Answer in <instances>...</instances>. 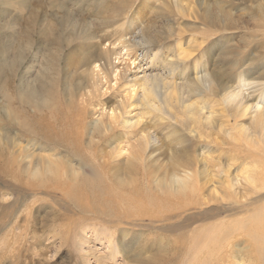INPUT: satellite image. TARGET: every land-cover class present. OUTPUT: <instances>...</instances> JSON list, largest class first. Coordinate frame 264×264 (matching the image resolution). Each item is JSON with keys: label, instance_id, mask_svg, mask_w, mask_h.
Wrapping results in <instances>:
<instances>
[{"label": "rangeland", "instance_id": "1", "mask_svg": "<svg viewBox=\"0 0 264 264\" xmlns=\"http://www.w3.org/2000/svg\"><path fill=\"white\" fill-rule=\"evenodd\" d=\"M0 1V249L13 241L10 234L17 235L20 245L19 259L7 253L0 264H173L169 250L160 245L167 247L179 231H167L148 219L133 220L134 225H123V231L95 227L107 218L85 212L84 202L91 201L81 197L74 203V196L59 198L50 190L31 192L28 179H41L23 169L32 173L47 159L60 167L52 155L56 151L62 163L79 165L71 144L59 145L49 131L52 120L57 123L69 111L86 112L87 142L93 123L101 118L112 123L113 110L132 107L139 125L126 133L117 125L97 150L107 155L117 148L122 154L116 156V164L123 167L130 153L140 150L142 136L156 133L157 143L136 163V178L146 195L162 199L161 184L154 187L156 179L165 174L171 179L174 172L183 175L188 170L200 191L174 200L198 203L211 218L218 212L221 218L231 213L236 200L257 197L249 194L243 179L253 170L264 171V0H130L125 6L120 0ZM123 34L131 39L128 43L120 42ZM105 49L112 54H105ZM141 52L146 73L159 74L163 104L146 94L156 99L152 104L166 103L165 108L143 105L135 96L147 88L133 80L143 75L135 68L139 63L132 64ZM31 89L37 94L31 96ZM87 96L94 98L87 101ZM46 125L48 132L43 130ZM83 166L90 178L95 176ZM119 189L126 193L127 188ZM81 214L88 219L76 227L72 221ZM197 219L193 227L214 220L204 221L200 214ZM240 263L250 264L249 258L242 257Z\"/></svg>", "mask_w": 264, "mask_h": 264}, {"label": "bare ground", "instance_id": "2", "mask_svg": "<svg viewBox=\"0 0 264 264\" xmlns=\"http://www.w3.org/2000/svg\"><path fill=\"white\" fill-rule=\"evenodd\" d=\"M127 1H130V0H120V2L123 4L122 6H125ZM120 2H118V4ZM105 12H108V11L106 10ZM112 15L114 16V14ZM130 40L131 39L127 37V34H123L120 42L125 44V43H128ZM110 50L111 49H105L104 53L112 54ZM112 52L115 53L114 51ZM127 55L129 56V53H127ZM95 58L97 59V57ZM122 59L124 60L125 64L128 61L130 62V58H127V59L122 58ZM136 62L137 64L139 63V66H136L135 68L138 67L139 68L138 70L139 71L141 70L143 72V75L141 76V73H140V76H138L139 74H136L135 76H137V80L133 79L134 83H136V86H137V84L141 81L142 83L140 87L142 88L147 87V88L143 89L144 91L146 90L145 93H143V95L142 94L139 95L141 92L137 94L138 92L136 93V91L138 88L135 89L134 87L135 84H133L134 89H132V93H136V95L135 94L133 95L139 96V98H141L143 105L146 104L147 106L151 104L152 107L158 110L159 108H165L164 106H166V103H164L165 104L164 106H162L161 104H157V103H155L156 105L152 104L151 102L152 101L154 102V100L156 99L151 98L152 99L151 100L149 95L146 94L147 92H150V94L152 93V95H154L157 98L158 102L160 101L161 99V92H160L161 80L159 78V74L158 73L153 74V75L147 74L145 71L146 69L145 70L143 69L145 64H147L145 61L144 52L137 54L135 59H133L132 64L134 65L136 64ZM131 66L132 65H130L129 63L126 65V68L130 69ZM96 67L98 66L96 65ZM138 87H139V84H138ZM189 89H192V87H189ZM195 90H198V89H195ZM190 91L192 92V90ZM193 91H194V88H193ZM29 94L32 96V95H36L37 92L31 89L29 91ZM91 95L93 96V93ZM179 95H182V94H179ZM87 98L88 96L86 97V99ZM93 98L94 97H90L87 99V101L89 99L92 101ZM234 98L236 99V96H234ZM167 99H166V102H167ZM170 103L171 101L169 102V105H171ZM179 103L181 104V102ZM128 105L130 106V104ZM131 105L133 106V102ZM123 107H121L122 108L121 112L119 110L120 114H118L119 112L117 113L114 112V110L111 113L109 112L110 118L113 120L112 123L111 122L107 123L109 119L107 120V122H104L102 121V118L96 123H93V125L90 127L91 128L89 131L90 136L87 142L86 140H84V137H83L85 132H87V128H88V127L86 128L87 114L86 112L84 114L82 109H78V111H76V114H71L70 111L66 112L67 113L66 116L61 115L58 119H56L58 122L55 124H53L54 121L52 120V123H50V125H52L50 129L47 126L48 124L46 126H43V130H45L46 132H48L47 131L48 129L49 131H52V133L54 132L55 137L53 139L58 141L59 145H62L63 141H66L69 145L71 144V147L74 148L75 150V151L73 150L74 151L73 156L79 157V159L76 160V161H79V165L75 166L73 162H69L67 165L66 163L65 164L62 163L64 161L58 160L60 157L59 155L60 153L56 151L52 155H54V157L57 159V163L59 161L61 162L60 163L61 168L55 165L56 162H53L52 160L47 159L45 161L46 164L43 167L41 166L39 168L34 167L32 173L29 172L28 169H23L25 170L26 174H31L34 177V179H37V178L41 179L37 181L34 180V183L30 182L28 179L27 182H29L31 185V192L36 194V192L38 193L40 192V190L46 191V192L50 190L54 194L58 193L61 196L59 198H62V196L64 197L74 196L73 198H70V200L74 203L77 202L76 198L80 199L81 197H83L84 199L88 201H91V202H88V204L84 202L85 204L84 208H86L85 212H88V211L96 212L98 214L104 213V215L107 218L105 219L101 217L103 218L102 220L98 221L95 224L92 223L94 224L95 227L99 225L101 227H105V228L111 227L114 229L116 228L118 230L121 229V231H123V228H126V227H122V226L130 225V224L134 225L133 220L144 221L148 219L153 224H157L158 226L163 227V229L167 231H179L180 234H178V236H176V238L173 241H171L172 243H168L167 247L164 246L163 244L160 245V247L166 248L169 250L168 252H170L169 253L170 255L168 256L169 257L168 259H169V262L173 264H237V261H240L242 257L249 258L250 264H264V193L263 194L258 193L259 190L264 191V171L263 173L258 174L253 170L252 172L248 173L243 179L245 180V185L249 186L247 187L249 190V194L251 193L250 195H257V197L252 199V201L248 199L246 201H238L235 199L236 200L235 203L230 205V208L228 210L231 213H227L226 216L223 218L220 217L221 214L219 212L214 214L213 218H211L209 211H207L208 209H203V207L198 203H189L185 201L174 200V198H177V199L178 198L179 199L188 198L190 195L192 196L197 191H200L198 189V184L196 182L194 173L188 170L183 175H180V174L178 175L177 172L176 173L174 172L175 174L173 173V175L171 176V179H167V177H170V175H167V174H165L163 177L159 179H156V183L154 184V187H157L158 184H161V186H159V190L165 195L162 199H160V197L156 198V197H152L151 195H146L145 190L143 191L142 187H140L142 183L140 184V180L137 181L139 178L138 179L136 178V175H137L136 172L138 171V166H137L138 164L136 163L144 157V152L147 151V149H149L148 147L151 144L157 143L158 137L156 136V133L152 134V132H150L148 136L147 135L142 136L140 144L137 142L140 145L139 146L140 150H137V151L135 150L133 152L130 151L131 153L128 156L127 161H126L127 163L125 164L124 167L120 163L116 164V161H119L118 157L116 158V156H120L122 154L121 151L120 152L116 151L117 148L115 149L113 147H110L111 149L113 148L114 150L112 151L110 150V152L108 151L107 155L103 154L102 153L103 151L99 153L97 151L99 149L98 145L101 144L99 143V141L106 142L107 141L106 138L110 137V134H113L110 132L113 131L114 128L117 127V125L118 127L120 126L122 130L124 129L122 131L123 133H126L125 131H127L128 129H133L139 123V118H136L135 116L136 114H133L134 112L131 111L132 107L130 106L131 107L130 110L127 109L128 106L126 107L127 110H125ZM66 110H68V107ZM51 117L52 116H50V118ZM259 122L262 123L261 121ZM260 127L263 128V124H261ZM45 136L49 139L48 135H45ZM115 138H116V135H115ZM39 140H41V138ZM263 141H264V137H263ZM66 142H64V146ZM65 149H67V147ZM88 150H90V152L92 153V158L88 157V154L86 155V153H89L87 152ZM262 150L264 152V148H262ZM82 151H84L85 153L83 154ZM115 152H117V155L114 154ZM68 159L69 161H73V159H70L69 157ZM90 162L91 164H88ZM35 164L32 163L33 166ZM83 165H87L88 167H90L93 173H95V176L90 178L85 173ZM35 182H39V183L36 184ZM114 183L118 187L115 186ZM119 187L123 188V190H125L124 188H127L126 193L125 191L122 192V190H120ZM90 193L92 194V197L89 198ZM230 197L234 198V196L233 197L230 196ZM231 200L232 199H229L228 201H231ZM176 201H179V202H176ZM114 203H117V204L114 205ZM100 205H102V207L104 208V211H107V212H103L101 210ZM197 214H200V219H204V221H206L209 218L214 219V220L213 221L208 220L209 222L207 221L204 224L193 227L192 226L193 223L198 220ZM85 216L86 215L81 214L79 217H76L75 220L72 221L73 224H75L76 227H78L85 219H88V218H85ZM137 224H142V223H137ZM185 230H188V231L182 232ZM8 236L11 239H13V241H9V242L6 241V246L0 249V259H1V262L3 263H4V257L6 256L5 254L7 253L13 254L11 255L13 260L19 259L17 255L18 253H20L19 251L20 245H16L17 235L14 236L10 234ZM83 257L85 259V256Z\"/></svg>", "mask_w": 264, "mask_h": 264}]
</instances>
